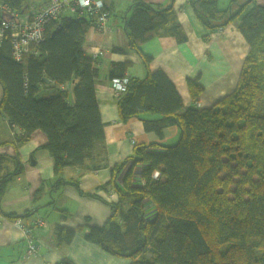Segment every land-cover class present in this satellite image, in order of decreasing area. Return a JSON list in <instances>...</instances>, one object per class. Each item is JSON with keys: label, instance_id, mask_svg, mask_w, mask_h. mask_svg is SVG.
Wrapping results in <instances>:
<instances>
[{"label": "trees", "instance_id": "16d2710c", "mask_svg": "<svg viewBox=\"0 0 264 264\" xmlns=\"http://www.w3.org/2000/svg\"><path fill=\"white\" fill-rule=\"evenodd\" d=\"M100 1L108 25L109 11ZM189 1L207 30L205 41L240 21L248 51L236 87L211 107L200 108L195 104L203 88L198 78L188 79L193 104L184 107L168 77L161 70L149 71L150 58L140 49L154 37L185 40L173 7L134 2L126 22L127 50L136 53L148 72L140 80L127 75V63L110 64V82L127 80L117 97L119 116L141 120L145 131L160 139L162 129L174 126L179 137L169 146L134 145L133 156L113 170L107 184L117 194V201L109 204L110 217L100 227L89 226L83 238L109 254L129 258L130 264H264V5L228 0L221 10L217 0ZM47 2L0 0V22L2 6L28 20ZM96 21V14L85 8L71 12L65 7L45 25L43 40L30 44L19 62L13 59L11 32L1 38L0 122L19 130L18 143L42 132L55 176L67 167L84 168L87 161L92 169L101 168L105 159L94 92L98 58L82 50ZM129 161L119 184L117 176ZM137 165L142 169L134 178L143 179V187L131 182ZM153 172H158L156 179ZM17 174L0 179V198L3 183ZM56 230L60 245L82 232L80 227ZM57 264L73 263L62 259Z\"/></svg>", "mask_w": 264, "mask_h": 264}, {"label": "crops", "instance_id": "0c3cea01", "mask_svg": "<svg viewBox=\"0 0 264 264\" xmlns=\"http://www.w3.org/2000/svg\"><path fill=\"white\" fill-rule=\"evenodd\" d=\"M44 0H29L39 4ZM109 11L106 33L89 29L82 45L87 56H96L98 77L95 81V99L100 115L106 155L101 168L92 169L90 162L84 168L67 167L59 176L53 172V159L43 146L45 135L32 133L28 141L18 143L17 128L6 120L0 122V179L18 173L3 183L0 198V264H57L68 259L73 264H130V259L109 254L99 246L84 240L89 226H102L110 217V203L117 201V194L108 186L114 169L133 156L134 144L168 143L176 141L179 131L170 126L162 129L160 139L154 132H147L141 120H121L117 107L118 95L108 77L111 63H127V75L144 79L146 67L136 53L127 50L126 22L133 12L132 4L166 7L171 4L176 21L185 36L179 42L174 36L154 37L141 44V52L150 58L149 71L161 70L175 86L184 107L193 103L187 85L188 79H199L203 91L198 96L200 108L211 107L231 93L237 84L248 46L239 31V20L211 33L205 41V27L196 17L189 0H102ZM172 1V2H171ZM259 6L264 0H256ZM219 9L228 6V0H217ZM67 15V14H66ZM113 49H122L116 52ZM69 87V85H67ZM2 89L0 86V100ZM145 117V116H144ZM155 119L158 116L146 115ZM133 142V143H132ZM130 161L118 174L116 181L124 180ZM140 167L132 169V180ZM60 177L59 184L57 178ZM69 182L71 184L66 183ZM72 183H77L76 188ZM41 191V192H40ZM40 192V193H39ZM90 195V196H88ZM149 211H152L149 210ZM19 219L26 227L36 220L44 223L33 229L30 239L12 222ZM69 244L57 242V228L75 230ZM36 248L28 254V246Z\"/></svg>", "mask_w": 264, "mask_h": 264}, {"label": "built area", "instance_id": "2783aa9c", "mask_svg": "<svg viewBox=\"0 0 264 264\" xmlns=\"http://www.w3.org/2000/svg\"><path fill=\"white\" fill-rule=\"evenodd\" d=\"M102 6L103 4L100 0H49V2L41 4L33 10L31 12V18L28 20H23L16 13L2 6L1 10L3 11L4 18L0 22V43L4 32L10 31L13 59L19 62L23 53L28 50L30 44H38L43 40L45 25L49 21L55 20L65 7L69 8L71 12L85 8L88 13L93 15L96 14L97 21L94 29L97 32L106 33L108 30L107 14L101 12ZM110 83L116 94L119 95L124 93L127 80L113 79ZM195 105L196 107L200 106L199 103ZM137 166L142 169L141 165ZM152 176L156 179L158 177V172H153ZM133 183L140 187H143L145 184L144 180L139 177L133 179ZM12 223L23 230L29 239L32 230L38 229L44 224L40 219L36 220L33 226L29 228L23 225L19 219L13 220ZM35 253L36 248L29 244L28 254Z\"/></svg>", "mask_w": 264, "mask_h": 264}, {"label": "rangeland", "instance_id": "374dc122", "mask_svg": "<svg viewBox=\"0 0 264 264\" xmlns=\"http://www.w3.org/2000/svg\"><path fill=\"white\" fill-rule=\"evenodd\" d=\"M177 141H178V136H177V139H176V141L173 143L172 141H170V143H168L169 145H173V144H176L177 143Z\"/></svg>", "mask_w": 264, "mask_h": 264}, {"label": "water", "instance_id": "95a60500", "mask_svg": "<svg viewBox=\"0 0 264 264\" xmlns=\"http://www.w3.org/2000/svg\"><path fill=\"white\" fill-rule=\"evenodd\" d=\"M253 0H246V3H250L252 2ZM77 19H80V18H77ZM83 19V18H82Z\"/></svg>", "mask_w": 264, "mask_h": 264}, {"label": "bare ground", "instance_id": "6f19581e", "mask_svg": "<svg viewBox=\"0 0 264 264\" xmlns=\"http://www.w3.org/2000/svg\"><path fill=\"white\" fill-rule=\"evenodd\" d=\"M127 84V83H126ZM134 145L136 144V143H133ZM140 174V172H138V175Z\"/></svg>", "mask_w": 264, "mask_h": 264}]
</instances>
